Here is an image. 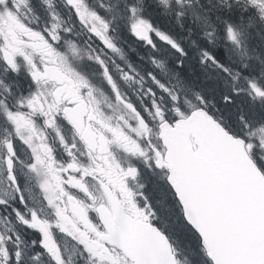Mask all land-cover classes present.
Returning <instances> with one entry per match:
<instances>
[{
	"label": "snow or ice",
	"instance_id": "obj_1",
	"mask_svg": "<svg viewBox=\"0 0 264 264\" xmlns=\"http://www.w3.org/2000/svg\"><path fill=\"white\" fill-rule=\"evenodd\" d=\"M0 264H264V0H0Z\"/></svg>",
	"mask_w": 264,
	"mask_h": 264
}]
</instances>
